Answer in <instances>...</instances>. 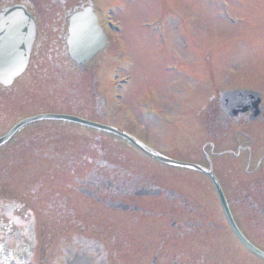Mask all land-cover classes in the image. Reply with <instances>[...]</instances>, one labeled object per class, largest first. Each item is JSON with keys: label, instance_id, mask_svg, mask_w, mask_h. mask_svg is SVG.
Returning a JSON list of instances; mask_svg holds the SVG:
<instances>
[{"label": "rangeland", "instance_id": "rangeland-1", "mask_svg": "<svg viewBox=\"0 0 264 264\" xmlns=\"http://www.w3.org/2000/svg\"><path fill=\"white\" fill-rule=\"evenodd\" d=\"M164 1L167 3V5L169 4L173 9H175V14L177 16L176 21L181 25L184 22L185 29L187 30V33H184L183 28L180 29L175 25V27H171L168 31L166 30V24H163L165 30L167 31V33L164 31L165 40L167 41L166 43L163 39H160V42H158L157 40L159 34L163 31V27H160L158 22L155 21L158 19L157 14L161 13L158 10L159 0H104V4H109L111 2L117 3V5L112 6V9L118 10L117 13L120 16H118V18L121 19V24L123 26V31H119L123 35H125V40L122 41V44L127 49L131 62L134 63L133 71L130 67L131 74L133 76L132 83L130 85H121L120 83H114L112 94L108 93L107 96L110 99L112 98L111 100H109L110 103L114 105L113 108L117 112L116 119L118 124L126 127V123L124 122L132 121V111L133 119L136 120L135 128L138 129V131L134 134L139 136V138H141L143 142H146V144L148 143L149 146L153 147L154 149L165 151L164 149L168 148L169 146H173L174 144L179 145L178 138H180L181 135H187L188 141L182 140L183 145L185 146L182 148V150L186 147H194L195 143L198 144V141H200V143L197 145V148L195 147L188 150L189 152H194V150L199 152V147L204 142L206 137L207 130H205V128L203 127L204 123L201 126V123L199 121L190 119L191 115L189 114L184 119L177 117H179L181 114L186 115L189 112V110L187 111V105L191 103V100L197 103L200 92H192V98L191 91H189V95H187L186 92L184 95L176 92L178 91L177 85L179 87H184V85L185 87L189 86V88L191 89V83H194V81L193 79H191L190 83L187 78L181 77L179 73L176 74L175 72H172L176 69L180 70L179 65L173 63L174 58L176 56L182 57L186 61V66H188V69H191L189 73H194L197 72L195 66L196 63H193V60L191 59H198L201 54L200 52L203 50L206 52H210V49H206L208 48L207 44L212 45L211 49L221 53L222 50L225 52L235 50V48L221 49V46L219 45V42L221 40L227 43L233 38L240 39L249 36L254 38L257 37L261 41H264V39L260 38H264V28L262 27V25L264 24V18L261 17V15L264 16V0H257L256 5L259 6L258 9L255 10L252 8V10L247 14H243V12L240 10V13H238L237 6L232 3H227L228 5L226 4L225 6H223L218 1L211 3L210 0ZM217 10L218 14H221L222 12H229L231 15L234 14V17L230 18L227 21L225 18L220 19L218 18V14H216ZM56 12L57 9L50 10L51 18L49 23L51 25H53L54 23L53 21L55 19ZM170 21L171 20L166 19V23L168 24V26H170ZM145 22L148 24H146ZM143 23L145 24L143 25ZM145 25H149L150 27L148 26L146 28ZM185 34L188 36V38H186L185 40V45L186 48L190 50V53L188 52V56L186 55L182 44H180L182 41L181 35L185 36ZM171 35L172 37H170ZM238 42L241 41L239 40ZM164 43L166 46L164 45ZM163 45L165 46L164 48ZM240 46L238 45V50L234 55H225V57L221 56V58L219 59H214L213 65L210 64V66H212L211 70L213 71L212 73L214 75L213 78L215 84H218L217 87L219 90L240 83L241 85H247L250 87L254 86L263 91L264 45H260V47L254 46L255 48H252L249 51H247V48H242L243 46ZM240 49H242V52L240 51ZM113 55V60L108 63H103V68L107 67L108 70L109 67L115 66L116 63L119 64V61L122 58V54H120L119 50L114 49ZM107 61H109V59ZM99 74H102L101 71L99 72ZM101 79L102 76L99 75V82L101 81ZM34 80L35 79L33 78V83L30 86L25 85L23 86L24 88L17 87L13 89V91L11 90L9 92L0 93V116L3 119V125L0 124V134L16 119L27 115L29 113V110L32 111V106H38L37 104L39 103L29 105L28 101L37 102L42 98L41 89L44 83L35 84ZM115 80L117 81V79ZM128 85L129 91H125V88ZM45 86L50 88L47 84H45ZM102 87L104 88L103 85ZM199 87L202 90L204 89V78L202 83L200 82ZM85 91V89L80 91L81 96L79 95V98L84 99L83 97H85ZM207 95L208 93L205 94V97ZM124 97L125 100L123 99ZM60 99L61 97L57 99L56 95L47 97L48 101L54 103L59 102ZM69 99H72V96L68 97V100ZM145 101L148 102L147 105L144 104ZM203 101L204 99L196 104V106L203 104ZM75 102L77 105L81 104V102L78 100H76ZM206 104L210 105L207 102ZM45 105L53 106L54 104L45 102ZM127 106L131 109V111ZM147 106H149L148 109L151 113H153L155 118L145 114L146 111L144 110V107ZM84 107L88 109L87 106ZM10 109L14 112L12 113ZM207 109L208 107H204V111H206ZM109 111L111 110L109 109ZM127 113H129V115ZM160 117H162L165 122L174 118L172 120L173 123L175 124V126H179L180 128H182L179 129V131L184 132V135L179 134V136H177L175 139H170L168 137L170 127L168 125H165ZM109 118L111 121L114 120L113 115ZM230 130V134L233 132H237V130H239L238 132L246 131V129L242 127H232ZM169 136L173 137L172 135ZM237 138H239L238 134ZM238 140L240 145H247V140L244 141L242 137H240V139ZM52 143V140H44L42 144L46 146L51 145ZM260 146L261 145H258V147ZM121 149L123 150L125 148L121 146ZM125 151H128V154L126 155V158L128 160L137 161L140 163L144 162V164L149 165L150 162L147 159L145 160L144 158L140 157L134 151H131L127 148ZM238 157V164H245V151L241 150L240 156ZM6 158L8 159V162L6 163V165L8 166L9 158ZM3 160L4 158L1 159L0 164L1 162H3ZM252 165H254L253 162L250 164L249 170L252 169ZM170 172L171 174H174V176L171 177L174 179V181H176V183H169L168 180H164L161 181V184L164 187L172 189L173 191L177 190L182 193H186L190 189L188 187V183L184 184L181 187H176V189H174L175 187H171V184L177 186V182L180 183L181 179H184L185 181L191 179L190 182L194 183L198 178L196 174L189 171H185L183 173L182 171H176L174 169ZM218 172L220 171L218 170ZM4 173L7 175V178L13 175V172H11L8 168H5ZM25 173L26 175H24ZM25 173L20 176H16L15 178L17 180L19 178L22 180H27V186L33 185L35 181L29 180V178H33L34 171L26 170ZM227 176L229 177L230 175L228 174ZM221 177L225 178L226 175L223 174L221 175ZM173 179L171 180L173 181ZM50 182L51 181L46 180L45 183H43L40 187L42 189L52 188L53 186L47 185V183ZM240 183H244L247 185L249 183V178H245L243 174H240ZM204 187V183H201L196 189L204 190ZM80 205L86 204L81 201ZM244 209H246V207H240L241 211ZM126 219L131 220L132 216L124 215V221L120 226L124 224L126 225ZM84 222L87 223V220H85ZM116 229L117 227H115V230ZM43 240L45 241L44 245L55 243L53 240L46 237H44Z\"/></svg>", "mask_w": 264, "mask_h": 264}, {"label": "flooded vegetation", "instance_id": "flooded-vegetation-1", "mask_svg": "<svg viewBox=\"0 0 264 264\" xmlns=\"http://www.w3.org/2000/svg\"><path fill=\"white\" fill-rule=\"evenodd\" d=\"M15 0H0V8L3 6H8L10 3L14 2ZM101 181V178L99 179ZM98 182L96 183V185L98 187L102 186V182ZM96 191H98V189L96 188ZM67 263V262H66ZM175 264H177V262H174Z\"/></svg>", "mask_w": 264, "mask_h": 264}, {"label": "water", "instance_id": "water-1", "mask_svg": "<svg viewBox=\"0 0 264 264\" xmlns=\"http://www.w3.org/2000/svg\"><path fill=\"white\" fill-rule=\"evenodd\" d=\"M25 18H26V21L30 22V20L28 19L27 16H25ZM31 39H32V31H31V27H30V31H29V30L27 31V40H28V42H29Z\"/></svg>", "mask_w": 264, "mask_h": 264}]
</instances>
